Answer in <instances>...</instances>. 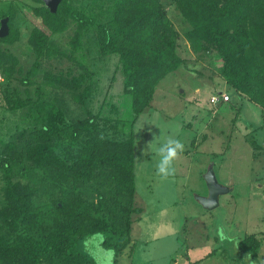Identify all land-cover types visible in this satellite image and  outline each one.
Returning <instances> with one entry per match:
<instances>
[{
	"label": "trees",
	"instance_id": "trees-1",
	"mask_svg": "<svg viewBox=\"0 0 264 264\" xmlns=\"http://www.w3.org/2000/svg\"><path fill=\"white\" fill-rule=\"evenodd\" d=\"M77 1L0 0V264H94L80 243L95 233L116 258L130 247L132 126L163 78L198 72L189 53L264 110V0ZM237 245L256 257L261 241Z\"/></svg>",
	"mask_w": 264,
	"mask_h": 264
},
{
	"label": "rangeland",
	"instance_id": "rangeland-1",
	"mask_svg": "<svg viewBox=\"0 0 264 264\" xmlns=\"http://www.w3.org/2000/svg\"><path fill=\"white\" fill-rule=\"evenodd\" d=\"M164 2L179 32L184 31L181 18ZM21 30L27 31L26 26ZM22 36L27 39V33ZM194 58L189 53V68L200 74L185 68L168 74L156 87L149 108L138 116L153 124L134 132V204L141 211L132 216V242L116 258L112 249L102 246L103 234L83 238L80 247L94 264H250L249 254L237 245L249 234L261 241L258 255L251 259L264 264V110L240 99L220 80L219 63L213 66L207 58ZM106 67L112 66L107 63ZM104 72L109 75L110 71ZM121 86V82L115 84L114 90ZM220 91L229 93L230 102H213L211 97ZM127 114L124 110L119 118ZM160 134H175L186 145L175 163L174 176L168 179L156 174L159 157L142 152ZM210 165L218 182L230 190L209 210L196 195H207L204 173ZM221 228L225 239L218 234Z\"/></svg>",
	"mask_w": 264,
	"mask_h": 264
},
{
	"label": "clouds",
	"instance_id": "clouds-1",
	"mask_svg": "<svg viewBox=\"0 0 264 264\" xmlns=\"http://www.w3.org/2000/svg\"><path fill=\"white\" fill-rule=\"evenodd\" d=\"M8 22V20H7ZM145 124H153L148 118L141 117L138 118L136 123L132 126V131L136 133L140 132ZM186 150L185 143L177 137L175 134H170L168 136H155L152 141H150L145 149L142 150L143 154L147 155L151 152L154 156L159 157L155 163L156 174L163 179H168L175 174V163L180 158ZM218 234L221 239L227 238L223 234V229L218 230ZM250 264H255V261L251 259V255H248Z\"/></svg>",
	"mask_w": 264,
	"mask_h": 264
},
{
	"label": "water",
	"instance_id": "water-1",
	"mask_svg": "<svg viewBox=\"0 0 264 264\" xmlns=\"http://www.w3.org/2000/svg\"><path fill=\"white\" fill-rule=\"evenodd\" d=\"M43 2L45 6L54 12L60 0H43ZM7 20V17L0 20V37L6 36L8 33ZM204 181L207 187V195H196V200H198L201 206L210 210L219 205V196L230 189L228 185H222L218 182L211 165L204 173Z\"/></svg>",
	"mask_w": 264,
	"mask_h": 264
},
{
	"label": "built area",
	"instance_id": "built-area-1",
	"mask_svg": "<svg viewBox=\"0 0 264 264\" xmlns=\"http://www.w3.org/2000/svg\"><path fill=\"white\" fill-rule=\"evenodd\" d=\"M0 79H1V76H0ZM222 100H228L229 99V96L225 93H220L219 95H213L211 97V99L213 100V102H216L217 100L221 99Z\"/></svg>",
	"mask_w": 264,
	"mask_h": 264
},
{
	"label": "crops",
	"instance_id": "crops-1",
	"mask_svg": "<svg viewBox=\"0 0 264 264\" xmlns=\"http://www.w3.org/2000/svg\"><path fill=\"white\" fill-rule=\"evenodd\" d=\"M221 92V91H220ZM222 92H225V91H222Z\"/></svg>",
	"mask_w": 264,
	"mask_h": 264
}]
</instances>
